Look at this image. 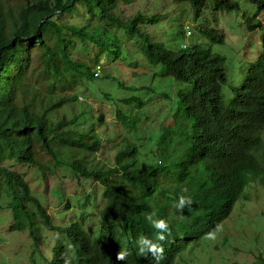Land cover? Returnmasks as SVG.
<instances>
[{"label":"trees","instance_id":"16d2710c","mask_svg":"<svg viewBox=\"0 0 264 264\" xmlns=\"http://www.w3.org/2000/svg\"><path fill=\"white\" fill-rule=\"evenodd\" d=\"M12 6L0 0V145L10 159L43 166L39 157L47 152L57 164L67 157L71 169L104 187L105 208L100 212L101 233L91 237L77 223L55 227L41 202L31 194L29 184L18 173L0 166L11 205L19 221L15 229L28 227L37 243L34 219L40 217L58 231V239L49 264H63L61 253L70 246L72 264H155L150 254L141 255L136 240L144 235L156 241L157 231L145 219L149 213L165 219L170 235L163 242L165 253L160 264H174L188 240H198L232 215L235 205L246 199V189L264 176V36L263 53L246 74L244 86L235 89V100L225 103L227 83L225 57L199 44L171 50L142 30L144 23L157 24L161 16H143L138 12L128 20L119 17L120 2L134 0H18ZM188 3L198 20L210 0H172ZM260 12L264 0H250ZM214 9L240 10L238 0H214ZM83 6L86 14L101 23L130 32L143 43L147 62L163 66L178 85L175 136L163 137L158 149L160 163L142 164L136 145L127 142L109 166L89 162L88 155L101 147L94 127L78 130L65 118L51 119L55 111L73 96L46 99L29 95L30 71L41 79L56 80L62 89L70 79L95 81L97 70L70 56L72 37L120 51L115 42L100 39L103 26L87 20L83 26L64 22L62 16ZM254 27L261 26L248 20ZM204 32L214 42H224L215 29ZM176 34L182 37V32ZM68 35H70L68 37ZM85 39V40H84ZM55 41V44L52 43ZM32 43L33 46L28 45ZM37 61L38 66L33 67ZM73 72V73H71ZM54 86V83L53 85ZM136 89V88H134ZM141 105L139 98L124 101ZM42 112H39L40 108ZM120 117V114H118ZM187 189L185 192L184 190ZM191 196L193 205L183 212L174 207L179 196ZM22 217V218H21ZM120 250L128 252L125 261H117Z\"/></svg>","mask_w":264,"mask_h":264},{"label":"rangeland","instance_id":"374dc122","mask_svg":"<svg viewBox=\"0 0 264 264\" xmlns=\"http://www.w3.org/2000/svg\"><path fill=\"white\" fill-rule=\"evenodd\" d=\"M15 6L18 0H2ZM241 9L220 11L214 9L210 0L200 19L193 18L188 3L172 0H134L130 5L120 2L116 13L128 20L140 12L143 16H161L157 24L141 25L153 40L171 50L184 45L199 44L225 57L227 83L224 84L225 103L235 100V89L244 86L246 74L263 53L264 11L260 12L250 0H238ZM64 22L83 26L87 20L92 25L106 28L98 38L115 42L120 54L103 50L101 46L70 36V56L74 61L89 64L100 70L95 81L70 79V87L62 89L56 80L41 79L30 71L27 89L29 95L42 96L47 100L67 94L74 98L51 119L65 118L68 124L78 118L72 127L90 130L94 127L101 140L97 152L88 155L89 162L113 165L116 154L127 142L136 145L142 164L151 166L160 163L158 149L161 139L175 136L177 111V83L159 65L154 69L142 55L143 43L130 32L116 29L86 14L83 6L62 16ZM248 20L261 26L254 27ZM192 28L187 36L185 27ZM215 29L224 42H214L204 32ZM182 32V37L176 34ZM55 44V41H52ZM28 45L33 46L32 43ZM37 61L33 67H37ZM73 73V72H71ZM54 83V86H52ZM136 88V89H134ZM139 98L141 105L124 101ZM43 108L39 109L42 112ZM120 114V117L118 116ZM264 157V155H263ZM69 159V158H68ZM67 157L61 156L57 164L49 153L42 151L39 157L43 166L20 163L8 157L0 145V166L18 172L29 184L35 196L51 216L55 227H68L74 223L81 226L91 237L101 233L100 212L106 206L105 189L94 179L76 174ZM246 199L241 198L232 215L222 224L217 238L204 237L188 240L185 250L174 264H264V176L256 179L246 189ZM22 218V217H21ZM18 217L11 205V197L3 176L0 174V264H49L58 239V231L48 226L40 217H35V243L28 227L15 229Z\"/></svg>","mask_w":264,"mask_h":264},{"label":"clouds","instance_id":"9594fccd","mask_svg":"<svg viewBox=\"0 0 264 264\" xmlns=\"http://www.w3.org/2000/svg\"><path fill=\"white\" fill-rule=\"evenodd\" d=\"M187 45H184V48ZM185 192L187 189L184 190ZM193 205V199L191 196L181 195L179 196L174 207L179 211L183 212L184 209L190 208ZM145 219L151 224V226L156 229V241L149 238L148 236L141 235L136 240V245L138 251L141 255L147 253L150 254L155 261V264H160L164 259L165 248L163 242L167 241L170 235L169 224L165 219L156 218V214L149 213L146 215ZM220 231V226L217 225L213 230L205 234V238L214 241L217 238V233ZM70 246L66 248L65 252L61 253V259L63 264H72V258L69 255ZM128 256V252L125 250H120L116 254L117 261H125Z\"/></svg>","mask_w":264,"mask_h":264},{"label":"built area","instance_id":"2783aa9c","mask_svg":"<svg viewBox=\"0 0 264 264\" xmlns=\"http://www.w3.org/2000/svg\"><path fill=\"white\" fill-rule=\"evenodd\" d=\"M185 32H186L187 36H191L192 35V28L190 26H186ZM99 72H100V70L97 71V75H99Z\"/></svg>","mask_w":264,"mask_h":264}]
</instances>
